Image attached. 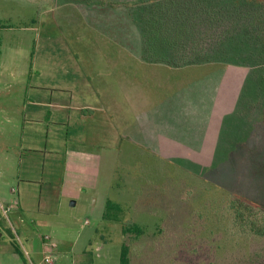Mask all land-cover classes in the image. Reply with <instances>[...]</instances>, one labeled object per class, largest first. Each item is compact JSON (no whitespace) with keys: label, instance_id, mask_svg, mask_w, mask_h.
<instances>
[{"label":"rangeland","instance_id":"1","mask_svg":"<svg viewBox=\"0 0 264 264\" xmlns=\"http://www.w3.org/2000/svg\"><path fill=\"white\" fill-rule=\"evenodd\" d=\"M71 1L0 0L9 26L0 30V264L118 261L123 245L131 264H264V236L243 234L229 209L234 196L264 209V19L250 22L264 17V0L232 36L223 35L236 25L232 1L212 2L226 15L219 25L196 11L185 47L218 41L193 64L148 47L154 1L106 0L125 3L118 10L133 28L93 6L114 15V31L107 22L73 30L74 19L51 11ZM86 51L95 64L85 68L107 90L96 91L104 105L78 117L67 65L40 56ZM70 148L90 160L73 167ZM107 202L120 205V222L104 219ZM246 215L264 222L256 206ZM131 223L144 234L124 235Z\"/></svg>","mask_w":264,"mask_h":264},{"label":"trees","instance_id":"2","mask_svg":"<svg viewBox=\"0 0 264 264\" xmlns=\"http://www.w3.org/2000/svg\"><path fill=\"white\" fill-rule=\"evenodd\" d=\"M141 3L147 5L151 1H154V9L151 15L152 20L147 18V30L148 33L155 36L156 38H160V45L171 51H175L177 54L183 56L186 64H193L198 60L199 57L205 56L209 51L215 46L218 39H215L213 43H210L207 49L202 51L197 50V42L193 40L191 42V51L190 48H186L185 44L187 41L188 35L192 32L193 29L197 28L196 15L195 12H200L207 19L203 21V23H208V25H219L223 18L226 16L222 13L218 4H214V0H140ZM233 2L232 6V15L229 16V19L233 22H236V25L231 27L230 30H226L223 35L228 34V36H232L234 33H237L238 28L246 25L243 22L244 17L248 12L257 11V9H262L263 5L259 4V0H250L251 7L246 10V0H229ZM254 4V6H252ZM258 5V7H256ZM252 13V14H253ZM259 14V13H258ZM190 17V18H189ZM261 15H255L252 17L251 25H261L262 20ZM245 23V24H244ZM205 24V25H206ZM196 26V27H195ZM4 28H9L6 24L0 21V30ZM245 28V27H243ZM244 30V29H243ZM246 30V29H245ZM262 34L263 31H261ZM261 34V33H260ZM222 39V38H221ZM220 39V40H221ZM185 42V44H184ZM1 43V39H0ZM188 52H186V50ZM185 50V54H181V51ZM207 59V58H205ZM260 82L264 84V69L260 70ZM253 206L262 212L264 209L254 205L252 202L248 200H243L240 197H233L232 203L229 206L232 216V221L235 225L239 227V229L243 232V234H252L257 236H264V222L263 224L257 225L253 220L248 219V215L246 212H249ZM122 209L120 205L112 202H107L105 213L103 215L104 219L113 222H120V215L122 213ZM122 233L124 235H130L132 239H136L137 237L144 234V231L141 227L135 224H129L128 226H124L122 228ZM129 247L123 245L120 250L118 264H131L129 258Z\"/></svg>","mask_w":264,"mask_h":264},{"label":"crops","instance_id":"3","mask_svg":"<svg viewBox=\"0 0 264 264\" xmlns=\"http://www.w3.org/2000/svg\"><path fill=\"white\" fill-rule=\"evenodd\" d=\"M125 4V3H124ZM124 4H118L115 2H109L106 0H103L102 2H98L97 0H72L71 2H69L68 4H64V5H59V6H53L51 11L54 14L55 12L59 11L60 9L63 10V14L58 15L59 18H63L65 20H69V19H74L75 22L72 25L73 30L76 29V25L81 26L80 24L84 25L87 28H93L94 25L92 24H96L97 22L99 23H103V22H107L109 24V28H111V24L110 23H115L113 24V30L115 26L117 25V21H116V16L119 17L118 22H120L121 24H124L123 21L125 22V24H127L128 27H132L134 26V23L136 22L134 20V18L131 16V14L124 12V14L121 13V11L118 10V6H124ZM105 6H108L111 8L112 11L115 12V18L114 20H112V18H114V15L111 14L109 16L108 19H103L104 14L101 13H92V7L96 6V8L99 10L101 8H103ZM69 8V13H66L65 11ZM65 10V11H64ZM119 12V13H117ZM203 15V14H202ZM122 17V19H121ZM97 18H99V20L97 21ZM112 20V22H111ZM69 23V22H66ZM41 24L43 25L44 22H41ZM70 24V23H69ZM70 26V25H69ZM72 32V30H71ZM110 37V41H117V37L116 34H112L111 35H107ZM121 36V33H120ZM139 41V38H138ZM149 41L151 43H147L148 47H150V49H157V46H159L160 41H162L160 38H156L154 35H151V37H149ZM163 42V41H162ZM157 44V45H156ZM168 50V49H165ZM84 52L82 53V55L78 54V53H55L52 52L51 55H49V52L47 53L46 56H40V58H49L52 61L55 59H61L62 64L65 63L66 66V70H68L69 74H67V85L66 87H64L65 89H67L70 93V99L68 101V105H72L73 108V112L74 115L79 117V113L80 114H90V112H93V107H97V106H102L104 105L102 99L104 100V96L101 97V95L96 92L98 90H107L106 88V84L105 83H99L98 87L94 84V78L92 76V73H90L89 71H87V69L85 68L84 62H88L90 63V66H92L93 64H95L94 61L89 62L88 60H84V59H92V56L90 55V52ZM185 54V53H184ZM138 57L139 52H138ZM167 56V55H166ZM39 57V56H37ZM164 57H162L163 59ZM159 60L157 61L158 63L162 62L165 63V61ZM166 59V58H165ZM156 63L153 60H149V58H146V63ZM57 63V62H56ZM58 64V63H57ZM96 69V68H95ZM2 72H6L5 68H3L0 72V74H3ZM101 75V74H99ZM98 73L96 74V76H99ZM102 76V75H101ZM58 103H62L61 101H58ZM64 103V102H63ZM86 112V113H85ZM84 116V115H83ZM83 119H85L83 117ZM67 153H69V161L68 163H70V161L73 162V167H76L78 169L79 167V163L85 159V161H87L88 159L90 160V158H88V155H91V151L88 149H81V148H70L69 150H66V155ZM88 160V161H89ZM17 261H15L14 264ZM44 262V261H43ZM54 262V261H53ZM52 262V264H53ZM96 262V263H95ZM24 264H26L25 261H23ZM41 264V262L39 263ZM45 264V263H44ZM70 264H118V261H70Z\"/></svg>","mask_w":264,"mask_h":264},{"label":"built area","instance_id":"4","mask_svg":"<svg viewBox=\"0 0 264 264\" xmlns=\"http://www.w3.org/2000/svg\"><path fill=\"white\" fill-rule=\"evenodd\" d=\"M9 210H10V208L6 207V208L3 209V213L6 214V213H8ZM52 262L53 261L50 260V257H47V256L45 257V259H44V263L45 264H52Z\"/></svg>","mask_w":264,"mask_h":264},{"label":"water","instance_id":"5","mask_svg":"<svg viewBox=\"0 0 264 264\" xmlns=\"http://www.w3.org/2000/svg\"><path fill=\"white\" fill-rule=\"evenodd\" d=\"M71 204H73V203H71Z\"/></svg>","mask_w":264,"mask_h":264}]
</instances>
